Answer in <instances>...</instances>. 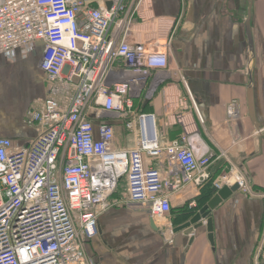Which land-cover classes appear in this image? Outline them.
<instances>
[{
    "label": "built area",
    "instance_id": "built-area-1",
    "mask_svg": "<svg viewBox=\"0 0 264 264\" xmlns=\"http://www.w3.org/2000/svg\"><path fill=\"white\" fill-rule=\"evenodd\" d=\"M111 3L109 9L107 4ZM141 0H7L0 5V55L45 44L41 70L60 83L65 102L49 97L27 113L40 129L25 147L0 139V264H92L86 243L99 217L121 205L146 207L166 221L173 197L211 179L213 156L188 132L162 144L153 113L136 110L164 83L167 52L130 40ZM231 120L239 105L227 106ZM137 132L135 148L116 144L114 123ZM157 160L149 163L147 160ZM166 164V166H165ZM126 183L122 199L116 194ZM253 195L235 168L214 183ZM172 243V242H171Z\"/></svg>",
    "mask_w": 264,
    "mask_h": 264
},
{
    "label": "crops",
    "instance_id": "crops-1",
    "mask_svg": "<svg viewBox=\"0 0 264 264\" xmlns=\"http://www.w3.org/2000/svg\"><path fill=\"white\" fill-rule=\"evenodd\" d=\"M247 10L248 0H141L130 40L169 56L154 98L136 104L137 111L156 115L161 143L187 132L197 136L213 156L211 181L235 168L253 195L236 192L213 211L215 246L205 225L196 230L191 245L183 232L173 233L187 222L181 218L184 208L197 206L205 186L175 195L167 220L156 227L146 207L115 206L99 217V235L86 243L92 264H264V140L248 115ZM253 29V79L264 127V0H254ZM44 50V42L37 41L0 55V139H10L16 147L40 135L38 127L27 124L29 110L41 109L49 97L66 100L65 88L49 82L40 68ZM232 101L239 105L234 121L227 115ZM123 123H114L116 144L135 148L137 132Z\"/></svg>",
    "mask_w": 264,
    "mask_h": 264
},
{
    "label": "water",
    "instance_id": "water-1",
    "mask_svg": "<svg viewBox=\"0 0 264 264\" xmlns=\"http://www.w3.org/2000/svg\"><path fill=\"white\" fill-rule=\"evenodd\" d=\"M108 8H111V3L107 4ZM253 7L254 0H248V10L247 17L245 20V31L248 44V78L249 83L247 86V105H248V115L249 118L256 130L257 135L260 139L264 140V127L259 120L257 112V101H256V92H255V83L253 79V72L256 65V52H255V39H254V29H253ZM235 188H229L228 186L223 187L217 194L202 208L199 210H194L193 213H190V217L187 222L181 226L176 227L173 230L174 234L183 232L187 237H190L189 245L195 240L196 230L206 226L208 233V239L212 246H215V236H214V222L212 213L216 210L223 202L228 200L233 195ZM191 207V208H196ZM153 227L155 222L153 221Z\"/></svg>",
    "mask_w": 264,
    "mask_h": 264
},
{
    "label": "trees",
    "instance_id": "trees-1",
    "mask_svg": "<svg viewBox=\"0 0 264 264\" xmlns=\"http://www.w3.org/2000/svg\"><path fill=\"white\" fill-rule=\"evenodd\" d=\"M124 184L126 185V183H123L122 185ZM204 186L205 187L203 188V193L199 198H197V207L193 209L189 207V205H187L184 208L183 214L181 215V218H184V220L188 219L190 217V213H193L194 210H198L201 207H203L205 204H207L216 194V190L214 188V182L210 180Z\"/></svg>",
    "mask_w": 264,
    "mask_h": 264
},
{
    "label": "rangeland",
    "instance_id": "rangeland-1",
    "mask_svg": "<svg viewBox=\"0 0 264 264\" xmlns=\"http://www.w3.org/2000/svg\"><path fill=\"white\" fill-rule=\"evenodd\" d=\"M165 46V47H164ZM169 46V44L168 43H165V44H163L162 45V47H164V48H167ZM155 52H165V51H162V50H154ZM120 192H118V198H116V199H122L123 198V196H124V194H125V191H126V185L124 184V185H122L121 186V189L119 190Z\"/></svg>",
    "mask_w": 264,
    "mask_h": 264
}]
</instances>
